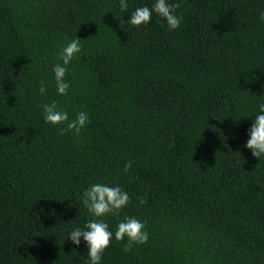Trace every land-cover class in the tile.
<instances>
[{
  "label": "trees",
  "instance_id": "obj_1",
  "mask_svg": "<svg viewBox=\"0 0 264 264\" xmlns=\"http://www.w3.org/2000/svg\"><path fill=\"white\" fill-rule=\"evenodd\" d=\"M166 2L176 30L154 12L127 23L155 0H0V264H89L68 235L93 219L95 183L130 198L99 218L113 233L100 264H264V156L243 147L264 103V0ZM76 37L62 96L52 69ZM52 101L90 123L61 135ZM125 217L149 234L130 252Z\"/></svg>",
  "mask_w": 264,
  "mask_h": 264
},
{
  "label": "clouds",
  "instance_id": "obj_2",
  "mask_svg": "<svg viewBox=\"0 0 264 264\" xmlns=\"http://www.w3.org/2000/svg\"><path fill=\"white\" fill-rule=\"evenodd\" d=\"M120 10L126 11L128 8L127 0H119ZM180 8L179 3L169 4L166 0H155V3L148 6L137 7L127 19V23L134 27L148 24L151 21L153 12L163 18L168 30H176L180 27L182 17L176 14V10ZM261 22H264V11L259 14ZM81 52L80 39H72L66 46H63L58 53V60L62 63L54 65L52 71L56 91L59 95L66 96L70 84L66 81L67 66ZM47 88L43 81L39 88L41 95L45 94ZM43 118L45 123L53 126L65 125L59 127V133L63 135L66 132H74L79 135L81 130L90 123L89 116L86 112H79L74 119H70L66 111L60 109L56 101L45 103L42 105ZM249 139L243 147L251 150L253 157L259 159L264 156V103L259 105V114L255 116L248 131ZM132 168V162L126 161L124 171L128 172ZM139 204L146 203L144 198H138ZM130 202L129 195L119 186H109L106 184L95 183L84 191L82 195V203L88 213L93 217L85 225L84 229H73L68 238L74 245L79 246L81 237L86 242L88 249L89 264H100L102 254L110 246L113 233L109 230V225L104 222L101 217L112 214L118 216L120 210L126 207ZM116 241H122L127 238L124 245V251L130 252L133 245L145 244L148 241L149 234L145 229V224L134 217H125L119 222L114 233Z\"/></svg>",
  "mask_w": 264,
  "mask_h": 264
}]
</instances>
